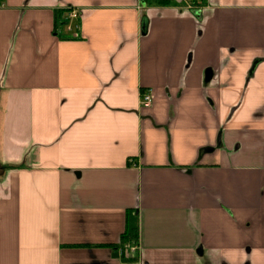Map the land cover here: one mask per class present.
Instances as JSON below:
<instances>
[{
	"label": "crops",
	"instance_id": "crops-1",
	"mask_svg": "<svg viewBox=\"0 0 264 264\" xmlns=\"http://www.w3.org/2000/svg\"><path fill=\"white\" fill-rule=\"evenodd\" d=\"M0 264H264V0H0Z\"/></svg>",
	"mask_w": 264,
	"mask_h": 264
},
{
	"label": "trees",
	"instance_id": "trees-1",
	"mask_svg": "<svg viewBox=\"0 0 264 264\" xmlns=\"http://www.w3.org/2000/svg\"><path fill=\"white\" fill-rule=\"evenodd\" d=\"M56 14H57V19L60 20L58 25L60 27H64L65 24L67 23L66 16L63 15V13H61V12H56ZM134 241H135V237H133V235H131L128 231H125L120 235L118 247L121 249V257L122 258L127 259V260H131V258H126L125 256H126V252L129 250V247L134 243ZM107 247L113 248L115 246L111 245V246H107Z\"/></svg>",
	"mask_w": 264,
	"mask_h": 264
},
{
	"label": "built area",
	"instance_id": "built-area-1",
	"mask_svg": "<svg viewBox=\"0 0 264 264\" xmlns=\"http://www.w3.org/2000/svg\"><path fill=\"white\" fill-rule=\"evenodd\" d=\"M185 1H188V0H185ZM190 1H199V0H190ZM141 100H142V103L145 104V105H148L151 103V92L150 90L144 92L142 95H141ZM132 250L135 249V246L131 248Z\"/></svg>",
	"mask_w": 264,
	"mask_h": 264
}]
</instances>
